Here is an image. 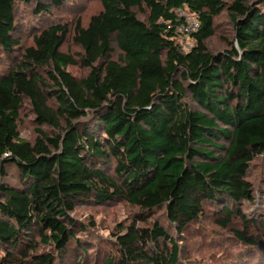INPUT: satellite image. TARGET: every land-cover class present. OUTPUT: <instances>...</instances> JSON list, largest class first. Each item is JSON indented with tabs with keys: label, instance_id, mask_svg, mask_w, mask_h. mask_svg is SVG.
Here are the masks:
<instances>
[{
	"label": "trees",
	"instance_id": "16d2710c",
	"mask_svg": "<svg viewBox=\"0 0 264 264\" xmlns=\"http://www.w3.org/2000/svg\"><path fill=\"white\" fill-rule=\"evenodd\" d=\"M32 1L40 14L65 0H0V53L18 47L15 11ZM100 2L85 27L76 21L80 56L61 51L69 30L52 24L0 77V264H52L51 252L31 254L41 243L60 257L86 254L76 235L86 226L72 212L112 200L137 207L140 219L164 208L178 231L199 220L203 202L221 205L218 223L240 218L234 238L264 264V220L255 237L239 210L254 202L246 175L264 155V0ZM186 10L199 22L188 50L177 42ZM223 12L225 47L212 51ZM76 64L88 72L72 75ZM25 102L39 125L33 143L18 131ZM7 167L18 181L7 180ZM116 238L120 264L178 263L177 243L157 222Z\"/></svg>",
	"mask_w": 264,
	"mask_h": 264
},
{
	"label": "rangeland",
	"instance_id": "374dc122",
	"mask_svg": "<svg viewBox=\"0 0 264 264\" xmlns=\"http://www.w3.org/2000/svg\"><path fill=\"white\" fill-rule=\"evenodd\" d=\"M35 7L36 2L32 1L29 5L20 4L16 8V25L13 35L18 47L12 55L0 53V77L18 61L22 49L32 44V37L52 24H66L68 27L69 32L66 41L61 46V51L80 56L82 50L72 40L76 21L80 20L81 25L85 27L90 17L102 9L100 0H65L59 6L40 14L33 12ZM143 13V9L138 11L139 16ZM215 24L216 34L208 41L209 49L212 51L225 47L222 37L227 36L229 31L228 17L225 12L215 19ZM177 42L184 50H187L192 44V39L182 29ZM119 54L120 51L112 43L111 59H118ZM67 70L77 77L88 72V69L79 64L70 65ZM43 75L45 76V73ZM30 107L29 103H24L18 120V131L21 139L33 143L38 136L36 130L39 125L36 124ZM43 129L49 130L45 126ZM221 143L226 142L222 140ZM110 162L112 163V160ZM105 169L111 171L109 167ZM4 171L7 180L18 181L14 167H7ZM246 179L253 184L254 202L250 204L244 202L239 210L249 218V226H253L249 229L250 234L258 237L261 229L258 228L257 223H260L261 219L264 220V155L254 160ZM203 204V215L199 220L188 224L182 231H178L177 225L168 219L164 208L154 210L151 216L142 213L144 219H140L138 208L123 200H112L105 204L92 201L79 203L72 212V216L79 224L86 226L82 233L77 234L78 230L76 231L78 237L84 238L83 250L86 254L72 248L70 253L60 257L49 246L42 243L31 254L51 252L54 254L52 264H76L82 258V264H105L104 261L108 257L112 258L111 264H120L121 254L116 235L124 234L126 228L131 225L136 228H150L154 222H157L177 243L179 248L177 264H257L258 255H249L247 248L240 245L232 233L235 229L243 228L241 219L236 216L232 217L228 226L224 228L218 223L223 216L216 213L222 206L211 202H203ZM254 220L256 222L253 224ZM34 237L37 238L35 235ZM262 240L264 244V237ZM27 245L28 243L22 245L20 251H24ZM261 257V261L264 262V256Z\"/></svg>",
	"mask_w": 264,
	"mask_h": 264
},
{
	"label": "built area",
	"instance_id": "2783aa9c",
	"mask_svg": "<svg viewBox=\"0 0 264 264\" xmlns=\"http://www.w3.org/2000/svg\"><path fill=\"white\" fill-rule=\"evenodd\" d=\"M179 14H180V16L184 17V19H185V25L182 27V29L185 32L191 33L193 31L197 30V28L199 27V22H198V20L194 14H191L187 11L186 12L181 11V12H179Z\"/></svg>",
	"mask_w": 264,
	"mask_h": 264
}]
</instances>
